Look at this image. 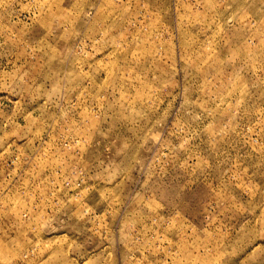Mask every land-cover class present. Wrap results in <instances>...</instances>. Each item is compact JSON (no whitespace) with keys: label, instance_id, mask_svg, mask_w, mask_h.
I'll list each match as a JSON object with an SVG mask.
<instances>
[{"label":"rangeland","instance_id":"374dc122","mask_svg":"<svg viewBox=\"0 0 264 264\" xmlns=\"http://www.w3.org/2000/svg\"><path fill=\"white\" fill-rule=\"evenodd\" d=\"M0 264H264V0H0Z\"/></svg>","mask_w":264,"mask_h":264}]
</instances>
